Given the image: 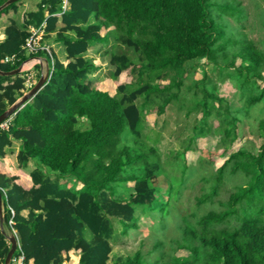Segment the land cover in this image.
Segmentation results:
<instances>
[{
    "label": "trees",
    "instance_id": "obj_1",
    "mask_svg": "<svg viewBox=\"0 0 264 264\" xmlns=\"http://www.w3.org/2000/svg\"><path fill=\"white\" fill-rule=\"evenodd\" d=\"M63 1L39 0L22 22L9 19L0 40L1 71L42 54L50 71L43 86L0 125V156L18 142L17 167L35 164L28 172L29 187L0 167V264L9 249L11 227L30 264H62L72 251H78L77 264H109L114 220L127 234L137 227V209L158 213L156 227L165 228L172 214L173 232L179 237L170 238L171 248H184L187 254L161 252L163 243L157 241L155 261L148 262L138 249L112 264H264V46L243 30L247 12L241 1L66 0L65 9ZM256 1L264 10L262 0ZM19 4L17 0L3 6L0 18L16 13ZM227 16L240 27L230 28ZM31 27H40L43 43H61L67 62L51 46L49 53L28 51ZM109 34L131 50L109 55L112 79L126 70L132 77L117 84L114 92L91 84L88 73L96 65L85 57ZM6 56L13 59L5 61ZM237 57L240 62L235 65ZM202 59L218 71L220 81H233L241 107L231 109L205 72L199 79L193 77ZM26 80L22 72L0 74V114L28 90ZM170 105L185 116L200 111L180 152L184 160L191 145L211 132V118L217 120L213 131L220 135L222 152L238 136L240 116L254 111L262 139L256 151L239 147L214 172L201 175L206 190L198 204L215 202L230 184L226 197L217 199L219 208L198 216L193 212L192 220L171 213V202L178 196L172 199L174 188L172 183L168 187L167 179L181 185L194 167L184 163L178 166L181 170L176 168L180 176L171 178L155 145L160 133L142 134L145 116L151 111L159 116ZM125 128L128 133L123 136ZM63 178H71L73 184L65 186Z\"/></svg>",
    "mask_w": 264,
    "mask_h": 264
},
{
    "label": "rangeland",
    "instance_id": "obj_2",
    "mask_svg": "<svg viewBox=\"0 0 264 264\" xmlns=\"http://www.w3.org/2000/svg\"><path fill=\"white\" fill-rule=\"evenodd\" d=\"M39 0H26L29 8H32L36 2ZM232 1V0H229ZM242 6L247 12V22L246 27L243 29L247 32L248 37H251L258 41L264 46V10L259 8V2L256 0H240ZM254 4V5H253ZM254 6L257 8V11H254ZM261 7L264 6V0L261 2ZM227 20L230 28L236 27L237 23L235 19L231 16H227ZM224 22L223 19H220V23ZM252 23V26L250 24ZM255 26V27H254ZM237 27H240L237 26ZM252 28V29H251ZM41 43H43L41 39ZM55 51L58 58L64 63L67 62L65 58L64 47L61 43L56 42L51 46ZM48 48H50L48 46ZM125 51L131 53V50L125 46L118 43L113 34H109L108 40L104 43L93 44L88 51L85 53V57L91 59L92 63L96 65V69L88 73V79L91 81V84L99 89H105L110 92H114L115 87L119 83H126L131 80V74L129 71H123L117 79L111 78V73L113 71V66L109 63V55L112 52ZM42 58H45V54L40 55ZM41 65L38 61L34 64H39L38 69L34 68V64L28 70L27 77V87L32 86L38 79V73L43 74L46 70V63L43 59L40 58ZM240 62V58L237 57L235 60V65ZM26 68V67H25ZM203 72L207 77L212 78L213 82L217 84V93L219 96L223 97L226 103L230 106L231 109L235 110L238 107L242 106V99L240 98L239 91L237 87L233 84V81L225 79L220 81L218 79V71L213 70L211 64H206L204 59L198 62L196 73L194 74L195 79L201 78ZM26 90L25 92H27ZM191 106H188L190 109ZM255 111L249 117H241V121L237 123V137L234 142L228 147L227 151L222 152V146H219V133H214L213 127L217 124V120L211 118L209 125L211 127V132L206 134L203 137H200L196 142L191 145V149L185 153V160L181 155L182 146L184 140L190 134L191 127L193 124V119H198L200 116V111H192L189 116L184 115V111H178L175 105L167 106L165 111L156 116L155 112L151 111L145 116V121L142 126L143 136L150 134L154 136L155 133H152V130L158 131L160 133L158 141L155 145L158 148L162 161L165 162L164 166L167 168V174L172 178L179 177L180 173L178 166H183L184 163L194 167V173L192 170L188 171V180L183 182L180 185L179 180L173 179V181L167 179L168 187L172 183L174 191L172 192V199H174L171 204L173 205L171 213L173 211L177 212L180 216L187 215L188 219H193L192 213L194 212L196 216L206 212L210 208H219L217 199H224L226 197L225 187H229L230 183H226L224 188L221 189L219 195L215 197L216 201L213 203L206 202L203 204H198L197 199L202 192H204L205 181L201 178L202 174H206V171L214 172L217 167H219L228 154L232 151L237 150L239 147H245L252 151H256L262 141L261 137L256 132V122ZM128 133V129L125 128L123 136ZM151 142V141H150ZM16 148H10L9 153L13 159L15 165L14 151ZM8 164V162H7ZM172 164V165H170ZM33 164L27 165L25 169H21L22 172L16 168L21 176L28 178L29 171L32 169ZM174 167L172 168L171 166ZM10 169L15 170V167ZM10 167V165H9ZM42 168L47 173H53L50 169L42 166ZM178 168V169H176ZM16 170V171H17ZM193 173V174H192ZM168 177V176H167ZM62 183L65 186L73 184L71 178L61 179ZM166 183V182H165ZM131 185V182H128ZM163 186V185H162ZM180 186V188H179ZM167 188V184L164 185V189ZM163 189V191H164ZM179 189V190H178ZM162 190V189H161ZM177 191L178 194H177ZM165 194V193H164ZM177 195V196H176ZM165 197V196H164ZM171 205V206H172ZM137 227L131 229L127 234L120 232L119 223L114 220L115 231L113 237L111 238L112 252L109 259V264L120 257H125L127 255L133 254L136 250H141L143 252L145 259L148 262H153L159 256V250L165 253H172L174 255H186L187 251L184 248H171L172 240L170 238H178L179 232H173L176 229V222L173 219L172 214H170V219L168 220V215L165 216L168 220V224H165V228L161 225L156 227V220L160 218L158 213L149 211L146 213L141 212L140 209L136 210ZM177 221V220H176ZM166 223V222H165ZM89 234V233H88ZM90 235V234H89ZM157 241H162L163 245L159 250L154 248V244ZM78 251H72L70 254V259L62 264H77ZM161 264V263H158Z\"/></svg>",
    "mask_w": 264,
    "mask_h": 264
},
{
    "label": "crops",
    "instance_id": "obj_3",
    "mask_svg": "<svg viewBox=\"0 0 264 264\" xmlns=\"http://www.w3.org/2000/svg\"><path fill=\"white\" fill-rule=\"evenodd\" d=\"M36 4H37V2L35 3V5H34L32 8H29V6H28L26 0H20L19 8H18V10H17L16 13H13L12 11H10L9 13L3 15V16L0 18V40H2V39L4 38L3 30H4V27L8 24L9 19H10V18H14V19H16L18 22H22V19H23V15H24V13H25L26 11H29V10H34L35 7H36ZM30 29L32 30V27H31ZM42 34H43L42 32H40V33L38 34V36H39V38H40V39H39L40 44H44V45H46L47 47H48V46L50 47V46H53V45L56 43V42L52 41L51 39L45 41L44 43H41ZM26 64H28V65L31 64V61H28V63H26ZM26 64H25V65H26ZM28 65H27V66H28ZM27 66H25V67H27ZM25 67H23L24 71H26V68H25ZM19 98H20V97H19ZM17 99H18V98H17ZM10 148H16L15 151H14V158H15V162H16V153H17V151H18V149H19V144H18V142H14L12 146L8 147V148L6 149V150H7V153H6L3 157L0 156V167H1V168H4V170L7 171V172L10 173V174L18 175V176H19V181H20L25 187H29V186H31L32 182H31V180H30V177H28V178H24V177H22V176H21V173H19V171L22 172V170L19 169V168L15 165V163H14L13 159L11 158V156H8V155H10V154H8ZM7 162H8V164H7ZM30 164H33V165H32V168H33L34 165H35L33 161H30ZM9 165H10V167H9ZM14 166H16V167H15V170L13 169V170L10 171V169L13 168ZM16 168H18L19 171H18ZM16 170H17V171H16ZM22 173H23V172H22ZM27 176H29V175H27ZM76 261H78V256H77V260H76Z\"/></svg>",
    "mask_w": 264,
    "mask_h": 264
},
{
    "label": "water",
    "instance_id": "obj_4",
    "mask_svg": "<svg viewBox=\"0 0 264 264\" xmlns=\"http://www.w3.org/2000/svg\"><path fill=\"white\" fill-rule=\"evenodd\" d=\"M17 0H5L2 4H0V9ZM21 71V65L10 70V71H1V75H12L19 73ZM49 70L48 68L46 69L45 73L40 75L38 80L32 85V87L22 94L20 98H18L12 105H10L4 112L0 114V124L2 121H4L11 113H13L17 108L21 107L26 101H28L45 83V81L48 78ZM2 200H1V193H0V219H2V208H1ZM8 240L10 241L9 249L5 255V258L3 260L2 264H8L9 260L11 258V255L13 254L15 248H16V237L12 234L8 236Z\"/></svg>",
    "mask_w": 264,
    "mask_h": 264
},
{
    "label": "built area",
    "instance_id": "obj_5",
    "mask_svg": "<svg viewBox=\"0 0 264 264\" xmlns=\"http://www.w3.org/2000/svg\"><path fill=\"white\" fill-rule=\"evenodd\" d=\"M66 4H67V1L64 0V1H63V6H62L63 9L66 8ZM31 31H32V34H31V36L28 38V40H27V42H26L27 50L30 51V52H35V51L41 49V50H44V51H46L47 53H49V48H48L46 45H42V44H40V42H39V39H40V38H39L38 34H39L40 32H42L41 29H40V27H39V28H32ZM12 59H13V56H6V57H5V61H10V60H12ZM43 60H44V62L47 64V60H46V59H43ZM28 61H31V64H29V65L26 67V71H28V70L31 68V66H32L36 61H38L39 64H41L40 57L37 58V57H35V56H32V57L28 58L26 61H24V62L22 63V65L28 63ZM34 65H35V64H34ZM26 83H27V80H26ZM4 125H6V122L3 123L1 126H4ZM9 223L11 224L12 221L10 220ZM8 264H30V261H26V260H25L24 254H23V252H22V250H21V248H20V244H19L18 241H17V244H16V248H15L13 254L11 255V258H10Z\"/></svg>",
    "mask_w": 264,
    "mask_h": 264
},
{
    "label": "clouds",
    "instance_id": "obj_6",
    "mask_svg": "<svg viewBox=\"0 0 264 264\" xmlns=\"http://www.w3.org/2000/svg\"><path fill=\"white\" fill-rule=\"evenodd\" d=\"M42 45H44V44H42ZM31 57H32V56H31ZM35 57H37V58L40 57L41 59H46V58H42L41 56H35ZM28 58H30V57H28ZM28 58H27V59H28ZM27 59H25L24 61H26ZM24 61H23V62H24ZM23 62H22V63H23ZM22 63L20 64V65H21V71H20V72L27 74L28 71H24L23 67L27 66L28 64H26V65L23 64V65H22ZM20 65H19V66H20ZM35 65H39V64H35ZM35 65H34L33 67H35ZM40 65H41V64H40ZM47 68H48V70H49L48 63L46 64V69H47ZM45 71H46V70H45ZM44 73H45V72H44ZM44 73H43V74H44ZM49 74H50V71H49ZM49 74H48V75H49ZM40 75H42V74H40ZM39 77H40V76H39ZM37 80H38V79H37ZM26 84H27V83H26ZM31 87H32V86L28 87V90H29ZM24 93H25V92H24ZM24 93H23V94H24ZM20 97H21V96H20ZM3 123H5V122H3ZM3 123H1L0 125H2ZM9 224H10V223H9ZM12 234L16 237V244H17V241L19 242L18 236H17V234H16V231L11 227L10 230H9V232H8V234H7V239H8V236H10V235H12ZM8 241H9V240H8ZM9 245H10V241H9Z\"/></svg>",
    "mask_w": 264,
    "mask_h": 264
}]
</instances>
